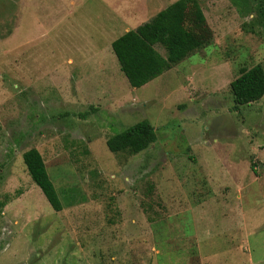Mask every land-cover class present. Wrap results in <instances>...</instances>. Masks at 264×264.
I'll return each mask as SVG.
<instances>
[{
    "label": "rangeland",
    "instance_id": "1",
    "mask_svg": "<svg viewBox=\"0 0 264 264\" xmlns=\"http://www.w3.org/2000/svg\"><path fill=\"white\" fill-rule=\"evenodd\" d=\"M174 1L0 0V264H264V96L236 110L231 90L264 65V18L195 0L211 44L133 87L112 42ZM144 119L148 148H108Z\"/></svg>",
    "mask_w": 264,
    "mask_h": 264
},
{
    "label": "trees",
    "instance_id": "2",
    "mask_svg": "<svg viewBox=\"0 0 264 264\" xmlns=\"http://www.w3.org/2000/svg\"><path fill=\"white\" fill-rule=\"evenodd\" d=\"M256 9L264 18V0H257ZM213 30L195 0H177L158 12L151 20L130 29L112 42L120 69L133 87H141L162 75L197 49L211 44ZM165 46L166 55L156 45ZM234 108L264 96V65L242 68L231 82ZM157 139L155 126L147 119L128 126L107 139L113 152L129 150L139 153ZM23 159L34 182L42 189L56 211L64 206L59 198L42 153L32 147Z\"/></svg>",
    "mask_w": 264,
    "mask_h": 264
},
{
    "label": "crops",
    "instance_id": "3",
    "mask_svg": "<svg viewBox=\"0 0 264 264\" xmlns=\"http://www.w3.org/2000/svg\"><path fill=\"white\" fill-rule=\"evenodd\" d=\"M157 1H158V0H135V6H136V4L139 5L140 3H142V4H144L145 6H146V5H147V6H150V10H151L152 8H154V6H155L156 4H158ZM176 1H177V0H176ZM174 2H175V1H174ZM124 3H126V2H124ZM172 3H173V2H172ZM170 4H171V3H169L168 5H170ZM168 5H166V7H167ZM166 7H164V8H166ZM164 8L156 9L154 12H155V13H156L157 11L160 12V11H161L162 9H164ZM117 11H118V9H117ZM151 12H152V10H151ZM158 12H157V13H158ZM155 13H154V14H155ZM157 13H156V14H157ZM154 14H153V15H154ZM156 14H155V15H156ZM155 15H154V16H155ZM154 16H153V17H154ZM153 17H152V18H153ZM124 18H125V17H124ZM152 18H151V19H152ZM135 28H137V27H135ZM135 28H134V29H135Z\"/></svg>",
    "mask_w": 264,
    "mask_h": 264
}]
</instances>
